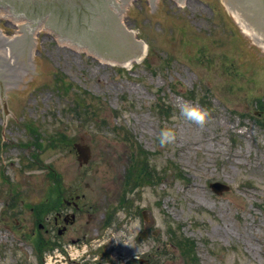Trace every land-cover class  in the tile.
Returning <instances> with one entry per match:
<instances>
[{"label":"rangeland","instance_id":"obj_1","mask_svg":"<svg viewBox=\"0 0 264 264\" xmlns=\"http://www.w3.org/2000/svg\"><path fill=\"white\" fill-rule=\"evenodd\" d=\"M123 23L147 48L127 67L58 45L51 27L37 32L35 87L6 99V119L0 111V264H41L28 232L49 172L78 185L96 210L91 261L189 264L179 244L188 239L196 264H264V64L243 45L225 0H157V13L135 0ZM186 104L208 112L203 126L181 114ZM165 129L176 138L162 147ZM74 143L90 149L88 164ZM143 151L150 171L125 186ZM215 183L228 190L215 193Z\"/></svg>","mask_w":264,"mask_h":264},{"label":"water","instance_id":"obj_2","mask_svg":"<svg viewBox=\"0 0 264 264\" xmlns=\"http://www.w3.org/2000/svg\"><path fill=\"white\" fill-rule=\"evenodd\" d=\"M128 1L1 0L17 11H25L28 19L37 21H28L26 16L0 5V111L3 118L6 119L4 109L11 115L3 96L7 99L35 87L39 73L29 38V33H34V25L53 28L58 45L62 39L92 50L95 57L130 62L131 56L140 59L144 48L121 26V13ZM150 1L152 13H157V0ZM227 4L232 22L241 25L239 34L243 45L250 46L255 62L264 64V0H227ZM58 32L62 36L56 34ZM25 50L30 58L25 57ZM75 148L80 163H88L90 149L80 144ZM211 187L218 194L228 190V186L221 183ZM144 216L148 220L145 212Z\"/></svg>","mask_w":264,"mask_h":264},{"label":"flooded vegetation","instance_id":"obj_3","mask_svg":"<svg viewBox=\"0 0 264 264\" xmlns=\"http://www.w3.org/2000/svg\"><path fill=\"white\" fill-rule=\"evenodd\" d=\"M78 191V185L65 187L60 175L57 181L54 179L50 181L45 192L44 203L36 211L31 208V211L36 213H34V218L33 214L30 218L32 224H30L31 229L28 234L31 239L42 242L47 252L64 253L70 245L83 247L81 244L92 249L93 232L96 230L94 227L96 210L93 205L83 203L87 199L84 195L78 194ZM17 199L16 196L12 198L11 210L16 207ZM105 224L107 221L103 224L104 227H107L108 224L106 226ZM144 259L136 257L133 261L135 264H145ZM76 264L113 263L107 256L102 261H91L90 255L84 254Z\"/></svg>","mask_w":264,"mask_h":264},{"label":"trees","instance_id":"obj_4","mask_svg":"<svg viewBox=\"0 0 264 264\" xmlns=\"http://www.w3.org/2000/svg\"><path fill=\"white\" fill-rule=\"evenodd\" d=\"M152 51H153V48L149 45V53L151 54ZM146 61H148V59ZM188 95L191 98H193V100H195L196 95H194V93L190 92V93H188ZM201 102H204V101H201ZM76 105H77L79 110L81 108L84 111V113H83L84 115H87V112H89V110L91 109L89 107L88 103L85 101V99L78 100L76 102ZM207 109H209V108L207 107ZM92 110H94V109H92ZM94 116L98 117V115L95 113H94ZM262 126L264 127V121L262 122ZM28 129H29V131H31V129H32L31 125H28ZM65 138L66 137L61 134L60 140H65ZM67 142L68 141L66 140V143ZM134 167H138V164L136 166H133L132 168L128 169L127 182L129 183L131 180V177H132L135 180V184H140V183H142L141 180H144L142 175L147 174V172L149 171L147 158H144L143 165L141 166L140 170L138 169L137 171H135L136 169H134ZM136 172H138V173L136 174ZM139 179H141V180H139ZM179 244L184 248L182 250V253L185 256L184 259L187 260L189 262V264H196L195 263V254H194V252H191L192 251L191 250V247H192L191 241L188 239H185L184 241H181V242L179 241ZM179 244H177V245H179ZM38 250L40 251V253L42 252L41 251L42 249L38 248Z\"/></svg>","mask_w":264,"mask_h":264},{"label":"bare ground","instance_id":"obj_5","mask_svg":"<svg viewBox=\"0 0 264 264\" xmlns=\"http://www.w3.org/2000/svg\"><path fill=\"white\" fill-rule=\"evenodd\" d=\"M135 0H129L128 3L126 4L124 10L122 11L121 13V26L135 39V34L131 31H128L125 27H124V23H123V17L125 16V14H127L128 10L130 9V7L132 6V4L134 3ZM179 3L181 4H184L187 0H183L182 1H179L177 0ZM225 4L227 5L228 7V4H227V0H225ZM229 9V8H228ZM40 29H46L45 26H37L35 27L34 25V33H29V37L31 39V46H32V50H33V54H34V50H35V47H36V37H37V32L40 30ZM55 35V34H54ZM61 41H63V43L65 44H68V45H73L71 42H68V41H65V40H62L60 39ZM140 45H142L141 43H139ZM144 49H143V52L141 54V57L140 59L139 58H132L131 56V62L130 61H123V60H117V59H110V58H103V57H98L101 59L102 62L104 63H108V64H111V65H119V66H122V67H127L129 65H131L132 63H137V62H140L147 54V48L145 46H142ZM81 48H84V47H81ZM89 53L92 54V50L90 49H87L85 48Z\"/></svg>","mask_w":264,"mask_h":264},{"label":"clouds","instance_id":"obj_6","mask_svg":"<svg viewBox=\"0 0 264 264\" xmlns=\"http://www.w3.org/2000/svg\"><path fill=\"white\" fill-rule=\"evenodd\" d=\"M181 114L184 117L195 121L196 123L200 124L201 126H203V124L206 122V119L208 117V112L206 110L192 106L191 104H186L182 108ZM175 138H176L175 131H173L171 129H165V130H163V134L160 137V144L163 147L166 144L174 141Z\"/></svg>","mask_w":264,"mask_h":264}]
</instances>
